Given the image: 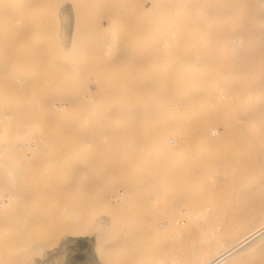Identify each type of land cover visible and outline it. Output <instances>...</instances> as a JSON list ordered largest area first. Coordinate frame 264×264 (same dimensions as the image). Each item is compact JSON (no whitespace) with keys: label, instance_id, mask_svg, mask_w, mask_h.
I'll use <instances>...</instances> for the list:
<instances>
[{"label":"bare ground","instance_id":"6f19581e","mask_svg":"<svg viewBox=\"0 0 264 264\" xmlns=\"http://www.w3.org/2000/svg\"><path fill=\"white\" fill-rule=\"evenodd\" d=\"M256 135L264 0H0V190L32 158L45 204L1 209L0 264L44 244L2 239L61 235L35 264L85 246L84 264H249L264 202L219 186L264 180ZM126 195L145 222L101 215Z\"/></svg>","mask_w":264,"mask_h":264},{"label":"rangeland","instance_id":"374dc122","mask_svg":"<svg viewBox=\"0 0 264 264\" xmlns=\"http://www.w3.org/2000/svg\"><path fill=\"white\" fill-rule=\"evenodd\" d=\"M93 89L94 87L91 84L89 86V90L92 91ZM254 137L256 138L257 141H259L254 145V148L258 149V151L260 150V148L264 150V144L263 146L261 145V142H264V135H262L261 137L256 135ZM31 160L32 158L27 157L23 161L24 163L29 165V167L20 169L19 173L21 177L24 178L23 182L20 183V185L10 190L9 189L0 190V211H3L1 209L7 207L9 208L16 207L17 209H19V208H30L32 206H45V204L37 202L42 197L39 194L40 185L39 183H37L36 180H34L35 172H37V170L31 167L32 165ZM253 160L256 161L255 163L258 162L257 158H253ZM181 164L184 165L185 162L182 161ZM253 169L254 170H252L251 173L250 171H248L249 173L248 178L252 175L251 178L249 179L247 178L245 180L238 179L239 181L237 182H235L233 179H228L225 182H223L222 185L219 186L220 190L223 193L224 190L232 189L233 192H235V194L231 197H234V200L236 202H242L241 205L248 208L245 209V211L247 210L250 211L253 209H254L253 211H256V208L259 209V207L262 205V202H264V180L262 179L260 172L258 171L257 164L254 165ZM26 177L28 178L25 180ZM141 194H142V200H144L143 196L145 197L148 196V194H146L144 191H142ZM184 195L183 196L180 195L181 198L179 201L181 206L184 207H192L196 199L198 202H202L203 200L206 199V198L204 199V197L203 199L195 198V197L193 199V195H189L191 196L189 197L187 194L185 196L189 198H185ZM45 196H47V194ZM191 198L194 200V203H192L193 200L191 201ZM198 199L199 200L202 199V201L201 200L199 201ZM143 206L144 204L142 202H137L135 205H133L131 201V196L126 195V197L122 200L116 199L113 202V204L110 206L109 210L102 212L101 215L104 216V215H110V213H114L113 216L115 217L116 222L143 223L145 222V218H146ZM65 238H66L65 236L61 235V236L51 237L49 239H2L4 245L6 246L7 251L12 249L14 245L22 242L44 243L40 248H38V254L35 255H24L19 253L10 254L7 258V264H35L36 262L42 261L45 258L46 253L49 252V250L52 249L55 245H57L58 242H60ZM129 239H133V236L130 235ZM129 239H124V241H128ZM141 239H144V237H142ZM97 240H98L97 243L104 242L105 244H107V247L102 251L105 253V256H111V250L112 251L114 250V247L115 245H117L116 243L119 239L117 237V239H97ZM86 251H88L91 254L93 252L91 248L88 249V247L86 246L84 248H77L68 251L67 253L64 254V256H62V258H60V260H54L53 263L54 264H84L83 256ZM243 258H245V260L248 259L249 264H264V240L260 241L259 243H257V245L250 248L246 252V254H244ZM106 262L108 264H113L110 261H106Z\"/></svg>","mask_w":264,"mask_h":264}]
</instances>
